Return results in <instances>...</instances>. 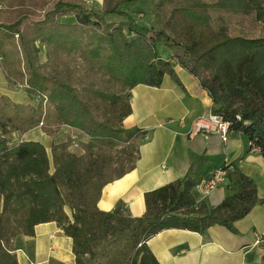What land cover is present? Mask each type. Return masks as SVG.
<instances>
[{
	"label": "trees",
	"instance_id": "obj_1",
	"mask_svg": "<svg viewBox=\"0 0 264 264\" xmlns=\"http://www.w3.org/2000/svg\"><path fill=\"white\" fill-rule=\"evenodd\" d=\"M139 1L102 0L95 13L80 0H0V66L11 61V76L28 98L24 104L0 96V264H18L12 242L50 222L70 238L74 264H159L147 245L152 237L213 226L236 233L235 222L259 202L253 180L227 163L221 169L230 195L214 208L197 202L198 180L189 175L145 193L139 218L121 204L98 208L102 189L134 169L149 138L122 127L129 92L160 88L166 75L176 80V64L198 79L228 133H242L264 159V36H232L223 23L212 26L210 13L264 29V0H157V9L167 8L163 29L122 10ZM51 124L68 137L49 153L36 141L11 143L13 134Z\"/></svg>",
	"mask_w": 264,
	"mask_h": 264
},
{
	"label": "crops",
	"instance_id": "obj_2",
	"mask_svg": "<svg viewBox=\"0 0 264 264\" xmlns=\"http://www.w3.org/2000/svg\"><path fill=\"white\" fill-rule=\"evenodd\" d=\"M80 1L90 7L102 5V0ZM174 73L176 80L166 75L160 88L138 85L129 92L131 113L122 127L145 130L149 139L138 148L134 169L106 185L97 206L110 212L121 204L125 214L139 218L145 213V193L185 175L197 181L227 160L230 171L237 169L253 180L259 199L248 215L235 222L236 233L220 226L203 234L170 229L152 237L147 245L159 264H264V159L250 150L247 138L239 132L230 131L226 143L215 134L188 137L194 120L211 111L212 102L186 69L176 64ZM55 135L63 142L68 130L60 127ZM21 139L39 142L50 152L48 134L30 131ZM229 195L228 178L204 198L197 195L196 200L211 209ZM33 230V237L12 242L18 264H74L72 242L55 223L39 224Z\"/></svg>",
	"mask_w": 264,
	"mask_h": 264
},
{
	"label": "rangeland",
	"instance_id": "obj_3",
	"mask_svg": "<svg viewBox=\"0 0 264 264\" xmlns=\"http://www.w3.org/2000/svg\"><path fill=\"white\" fill-rule=\"evenodd\" d=\"M206 1L211 2L213 0H206ZM156 2L157 0H142L139 2L123 5L122 10L128 12L141 24H144L146 26H153L156 29H163L165 27V21H166L165 15L167 14V8L165 7L161 10L157 9L155 7ZM85 6L87 7L88 10L95 13H99L101 9V7H90L87 5ZM210 13L213 19L212 26L215 28L219 26L220 23H223L224 25H226L229 34H231L232 36H238V35H244V36L249 35L252 37L264 36V29H260L261 27L257 25H252L251 23H249L248 19L240 20L238 16L237 17L230 16L216 11H210ZM65 20L71 21L72 19L67 18ZM40 56L42 57L43 54H41ZM11 59L14 62H17L19 60V54L17 51L11 55ZM10 62L11 61L7 60L5 62V65L0 66V96L3 98H7L13 102L28 104V98L24 94L22 89L19 87L17 79L14 76H11V72H12L11 69L13 68ZM4 72H6L9 76H11L12 84L10 83L8 84L6 82ZM53 126L54 125L52 124L48 125L47 127H45V129L43 128L44 130L37 127L31 132L37 131V132H43L44 134H48L51 138L50 144L57 143L59 142L58 139H55L56 138L55 134L57 133V129L53 128ZM22 136L23 135H19L17 133L13 134L11 136V143L16 144L19 141H23V139H21ZM20 238L21 236H19L18 241L20 240ZM17 244L21 245V242H18Z\"/></svg>",
	"mask_w": 264,
	"mask_h": 264
},
{
	"label": "built area",
	"instance_id": "obj_4",
	"mask_svg": "<svg viewBox=\"0 0 264 264\" xmlns=\"http://www.w3.org/2000/svg\"><path fill=\"white\" fill-rule=\"evenodd\" d=\"M1 61L2 58L0 57V64ZM20 88L22 89L21 86ZM198 134H201L203 136L215 134L219 137L222 143H226L228 139V125L222 120L220 116L213 114L211 111H209L207 114L201 115L196 120H194L188 132V137L192 138ZM70 138L72 140V149H78V136L71 132ZM148 139L149 138L146 137L144 141L146 142L148 141ZM249 146L252 152L259 153V149L255 148L253 145ZM227 163L228 161L225 160L224 164ZM225 176L226 172L223 169L218 168L212 171L207 177L198 180L194 187V193L196 195V198L197 195L198 197L200 196L204 198L214 189L223 185L225 183ZM197 202H199V200H197Z\"/></svg>",
	"mask_w": 264,
	"mask_h": 264
}]
</instances>
